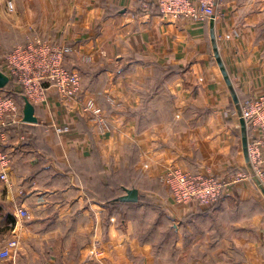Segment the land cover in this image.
I'll return each mask as SVG.
<instances>
[{
    "label": "crops",
    "instance_id": "obj_1",
    "mask_svg": "<svg viewBox=\"0 0 264 264\" xmlns=\"http://www.w3.org/2000/svg\"><path fill=\"white\" fill-rule=\"evenodd\" d=\"M155 8L154 0H0V71L9 53L40 39L77 49L66 66L112 129L100 133L78 101L47 84L38 122L15 126L1 146L13 163L9 183L0 181V243L19 236L20 249L0 264H264V193L246 176L240 118L213 42L214 34L241 105L264 95V0H220L217 19L201 23L165 20ZM15 91L17 82L0 95ZM172 170L235 182L202 215L174 204L162 181ZM260 171L264 186L263 163ZM113 184L151 205L113 206ZM145 212L156 217L150 225ZM229 213L226 225L217 215ZM210 219L224 234L210 249L228 253L213 263L190 251L202 250L193 227Z\"/></svg>",
    "mask_w": 264,
    "mask_h": 264
},
{
    "label": "built area",
    "instance_id": "obj_2",
    "mask_svg": "<svg viewBox=\"0 0 264 264\" xmlns=\"http://www.w3.org/2000/svg\"><path fill=\"white\" fill-rule=\"evenodd\" d=\"M219 4L220 0L157 1L163 19L188 20L194 23L216 20ZM9 7L13 10L11 5ZM77 51L71 46L37 40L8 54L5 61L6 74L10 79L17 80L24 97L33 105H44L48 102L47 84H51L63 100L78 101L83 113L89 116L100 133H110L111 123L102 105L95 98L83 93L80 73L66 66V57ZM83 62L87 64L91 61L83 57ZM22 114L16 99L0 95V181L6 184L10 181L13 157L1 146L5 144L8 132L23 123ZM242 114L246 121L248 138L255 135V140L249 142L248 151L256 176L262 182L260 164H264V95L242 105ZM250 178L254 180L251 174ZM162 181L169 189L176 206L208 209L224 196L235 179L224 182L213 176L172 170ZM17 215L22 219L30 217L28 210L24 208H20ZM19 249V236L7 240L0 245V261L15 260Z\"/></svg>",
    "mask_w": 264,
    "mask_h": 264
},
{
    "label": "rangeland",
    "instance_id": "obj_3",
    "mask_svg": "<svg viewBox=\"0 0 264 264\" xmlns=\"http://www.w3.org/2000/svg\"><path fill=\"white\" fill-rule=\"evenodd\" d=\"M154 1H156V10H157V1L158 0H154ZM158 10H159V8H158ZM160 15V14H159ZM40 40H42V39H40ZM42 41H44V40H42ZM48 42V41H47ZM56 44H59V45H61L60 43H56ZM163 74L161 73V74H157V76H156V83H157V86H162L163 84H164V81H163ZM251 99H248L246 102H248V101H250ZM161 102H165L164 101V99L161 101ZM246 102L244 103V104H246ZM164 104V103H163ZM104 109V108H103ZM105 110V109H104ZM106 112V111H105ZM233 115V114H232ZM106 116H107V114H106ZM235 118H237V116H236V113L234 112V115H233ZM241 138V137H240ZM240 138H239V140H240ZM240 143V147H241V141L239 142ZM241 149V148H240ZM138 174V173H137ZM245 174H246V172L244 173V176H245ZM139 175V174H138ZM134 176H136V174H135V172H134V170H131V171H129V172H126L124 175H123V180H125L127 177H134ZM246 176L247 177H249L248 179L250 180V184L252 185H254V182L252 181V179L250 178V175L249 174H246ZM245 176V177H246ZM139 181H137V185H139V187H141V188H144V186H148L149 184L147 183V181H145V180H141L140 178L138 179ZM233 180V179H232ZM126 181V180H125ZM231 181V180H230ZM230 181H227V182H230ZM226 182V181H225ZM131 183V182H130ZM236 183H237V181H236ZM255 187H256V185H254ZM115 188L118 190V192L117 193H121V185H117V186H115V185H113V193L115 192ZM256 189H257V187H256ZM170 193V192H169ZM116 196V195H115ZM222 199V198H221ZM145 214V217H143L144 219H146L144 222L145 223H147V222H149V225L150 224H152L153 222H154V220H155V215H153L151 212H145L144 213ZM217 216H220L221 218H222V220H223V222H224V224H230V221L233 219L232 217H230V213L229 214H227V215H225V216H223L222 214H219V215H217ZM1 220H3L4 221V218L2 219V218H0ZM7 219V218H6ZM16 219H19V218H16ZM16 219H15V222H16ZM218 219V218H217ZM10 222H12L11 221V218H10ZM226 222V223H225ZM168 223V222H167ZM16 224V223H15ZM14 224V225H15ZM160 225H162V226H165V222H163V223H160ZM168 225H172L171 223H168ZM217 225H219V224H217V221L216 220H209V221H207V223H201L200 225H196L195 227H193V231H194V233H192V236H191V241H192V243L194 242V243H196L197 244V246L198 247H200L202 250H198L197 248L196 249H193V248H191V253H192V256H194V257H200L201 256V254H203V253H205V254H207V253H209V255L211 256V263H213V262H216L219 258L221 259V260H223V257L225 256V255H227L228 253L225 251V254L223 253V256H220V255H222V252L220 251V253H217V255H218V257H216L217 255L216 254H214V252L213 251H217V249H215V250H213V249H210V246H211V244H212V242H214L215 240H217V239H219V237L221 238V234H223V229H222V232H221V234L219 233V229L216 227ZM220 226V225H219ZM2 230V229H1ZM221 230V229H220ZM1 233H2V231H1ZM232 233L231 232H226V235L227 236H229L230 237V235H231ZM2 235V234H1ZM224 235V234H223ZM200 237V238H199ZM171 239V236H170V238H168V240H170ZM4 242H7V239L6 240H4V241H2L1 243H0V245H2ZM205 248V249H204ZM207 249H210V250H208V252L206 251ZM213 252V253H212ZM211 254H213L214 256H212ZM19 256V255H18ZM210 258V257H209Z\"/></svg>",
    "mask_w": 264,
    "mask_h": 264
},
{
    "label": "water",
    "instance_id": "obj_4",
    "mask_svg": "<svg viewBox=\"0 0 264 264\" xmlns=\"http://www.w3.org/2000/svg\"><path fill=\"white\" fill-rule=\"evenodd\" d=\"M213 42L215 45V55L217 58V62L218 65L221 68V71L223 73V76L225 77V81L228 84L232 96H233V100L235 102L236 108H237V112L240 118V125H241V132H242V143H243V148H244V153H245V157L247 160V164H248V168H249V172L250 174L253 176L255 183L257 184V186L262 190V192L264 193V186L261 182V180L256 176L255 170L251 164L250 161V157H249V151H248V147H249V138H248V130H247V125H246V121L243 118V114H242V105L241 102L236 94V91L232 85V82L223 66V62L220 59L219 56V51L218 48L216 46V42H215V36L213 34ZM10 81V78L2 71H0V89L5 88L8 83ZM24 108H23V122L24 123H30V124H34L38 122L37 117L35 116V106L26 98L24 97ZM139 191L135 188L133 189H126V194L121 196L119 198L120 201L122 202H126V203H137L139 201Z\"/></svg>",
    "mask_w": 264,
    "mask_h": 264
},
{
    "label": "trees",
    "instance_id": "obj_5",
    "mask_svg": "<svg viewBox=\"0 0 264 264\" xmlns=\"http://www.w3.org/2000/svg\"><path fill=\"white\" fill-rule=\"evenodd\" d=\"M158 14H160V11L157 9L155 10ZM69 56V55H68ZM1 69V68H0ZM14 82H17V80L15 78L11 79L10 83L7 85V87H12ZM5 97H11V98H14L17 100V102L19 103L20 107H21V110L23 112V106L25 104L24 102V93L22 91L20 92H11V93H8L6 95H4ZM218 179V178H217ZM115 185V184H113ZM117 186V185H115ZM107 190L108 187H106ZM126 189H129V188H126L124 186H121V190H124V192H126ZM110 191V190H109ZM116 195V196H115ZM106 196H108V194L106 193ZM110 196L112 197V200L110 201V203L117 207L118 206H121V205H136V204H147V205H151V202L149 200H147L144 196L145 195H141L140 197V200L137 202V203H126V202H122L119 200V198L122 196L121 193H117V191L115 190V192L113 193V191L110 193ZM120 196V197H119ZM221 199L215 204L213 205L212 207L208 209H201L200 210V213H202V215H205V214H208L210 209H214L219 203H220ZM156 207V206H155Z\"/></svg>",
    "mask_w": 264,
    "mask_h": 264
}]
</instances>
